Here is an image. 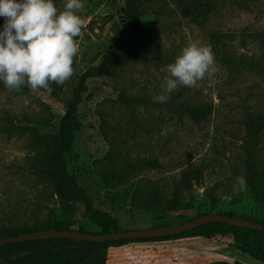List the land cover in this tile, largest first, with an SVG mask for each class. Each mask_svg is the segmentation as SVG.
Segmentation results:
<instances>
[{
	"label": "rangeland",
	"instance_id": "rangeland-1",
	"mask_svg": "<svg viewBox=\"0 0 264 264\" xmlns=\"http://www.w3.org/2000/svg\"><path fill=\"white\" fill-rule=\"evenodd\" d=\"M197 1L201 0L193 2L192 10ZM208 1L214 6L207 20L198 25L183 10L185 0H140V20L151 27L144 46L150 58L126 60L86 80L77 110L81 127L65 154L66 163L88 191L93 205L115 217L118 230L185 221L208 209L210 198L203 189L210 187L216 197L215 213L264 217V205L239 179L243 170L242 138L247 132L245 115L264 116V0ZM54 3L62 8L64 0ZM123 3L84 0L79 12L82 34L76 38L78 54L71 77L77 69L83 71L85 63L93 64L100 58L121 33L126 23ZM212 34L224 42L229 61L214 48ZM191 41L212 46L216 67L213 82L206 78L195 87L178 86L167 102H154L153 96L167 74L166 65ZM50 87L59 95L33 90L27 83L19 90H9L0 82V225L20 229L58 220L73 229L102 232L95 219L77 203L63 201L53 182L34 171L33 162L48 161L52 136L65 109L67 86L60 90L52 82ZM179 102L210 103L211 113L207 119L194 122L175 110ZM19 127L34 128L42 137L33 138L28 129ZM258 139V146H264V127L258 131ZM261 153L263 156L264 148ZM141 157L155 158L159 166L144 169L134 177L124 175L123 162ZM189 166L202 171L200 185L192 186L193 206L176 211L155 207V199L167 196L179 172ZM138 178L142 179L141 189L134 191L131 183ZM183 198L188 200L189 196ZM162 241L182 244L169 246L172 252L167 245L163 248L159 244L153 246L156 251L148 253L124 248L112 252L108 248L105 264H130L150 257L162 258V264L215 260L263 264L231 246L237 244L229 233ZM30 247L18 246V253L6 264H22L29 258Z\"/></svg>",
	"mask_w": 264,
	"mask_h": 264
},
{
	"label": "trees",
	"instance_id": "trees-1",
	"mask_svg": "<svg viewBox=\"0 0 264 264\" xmlns=\"http://www.w3.org/2000/svg\"><path fill=\"white\" fill-rule=\"evenodd\" d=\"M196 0H185L182 7L190 19L198 25H202L208 18L209 12L213 8V4L208 0L197 1L194 6L195 10L191 9L193 2ZM123 16L126 20L127 30L132 35V38L123 37L112 48V50L100 60L97 65L90 64L76 78L70 92L69 98L65 95V109L61 115L57 130L52 136V146L49 148L48 161L33 162L34 171L39 176L48 177L54 184L56 193L63 201L74 202L81 210L96 220L98 227L102 232H116L117 221L115 217L108 212L98 209L93 205L91 197L86 188L78 181L76 176L72 174L66 163L65 154L72 147L75 137V132L81 127V121L77 116L78 105L82 101V95L86 91V80L89 77H99L112 65L120 64L126 60H147L151 53L144 46L150 39L151 27H146L140 20V15L143 13L140 6V0H124L122 7ZM3 24V18H0V25ZM116 39V38H115ZM214 48L222 55L224 60L229 61L225 52L224 42L216 35H211ZM96 61V60H95ZM76 65V59L73 60V68ZM72 79V77H71ZM70 79V80H71ZM70 80H66L63 84H57V87L62 90L64 86H68ZM52 94L59 95L51 87ZM66 94V93H65ZM139 101V99H135ZM175 110L180 114L186 115L194 122L205 120L211 113V104H191L189 102H179L176 104ZM247 112V111H245ZM244 112V113H245ZM244 123L247 130L246 135L242 138V164L243 170L240 178H243L245 186L250 188L257 201L264 205V153L261 151L264 146H258V131L264 127V116L247 113ZM20 129H28V132L33 138L40 139L36 129L29 127H19ZM159 163L155 158H135L124 161L121 165V170L126 176H137V173L144 169L158 167ZM202 171L197 166H189L181 170L178 177L173 181V187L167 196H161L160 199H155V207H165L168 210L176 211L179 208L192 207L194 198L193 185H200ZM141 180H132L131 187L134 191L141 189ZM204 194L210 198L208 209L199 211L187 220L200 215L215 213L213 210L216 206V197L213 195V187L203 189ZM135 194V192H134ZM189 196L188 200L183 198L184 195ZM146 200H149L147 197ZM147 202V201H146ZM150 204V203H149ZM222 213V212H217ZM229 216H238L251 219L260 223H264L262 219L241 216L233 213H222ZM186 221V220H185ZM54 224H48L46 221H41L31 228L13 229L7 226L0 225V238L21 233H29L32 231L43 229H73L68 223L54 221ZM180 221L178 223H182ZM177 224V223H176ZM168 226L157 223L154 226ZM79 230V229H78ZM84 231L85 230H79ZM98 232V233H102ZM96 233V232H94ZM229 233L237 245H231L238 249L242 254H249L261 260L264 264V231L254 230L235 225H229L224 222H207L192 229L180 232L178 234L161 236V237H137L132 239H119L111 241H85L79 239H70L64 237H48L43 239H30L13 243H5L0 245V264H6L11 261L13 255L18 253V246L28 245L29 258L23 260L22 264H105V255L110 246L123 244L131 241H160L177 238L188 237H204L208 238L213 235H224ZM245 262V261H244ZM200 264H245L240 261L229 263L226 261H210Z\"/></svg>",
	"mask_w": 264,
	"mask_h": 264
},
{
	"label": "clouds",
	"instance_id": "clouds-1",
	"mask_svg": "<svg viewBox=\"0 0 264 264\" xmlns=\"http://www.w3.org/2000/svg\"><path fill=\"white\" fill-rule=\"evenodd\" d=\"M83 7L84 0H64L62 8L54 0H0V82L9 90L27 83L33 90L51 91L52 82L68 80L78 54ZM215 72L212 46L191 41L166 65L153 100L165 103L178 86L195 87L206 78L211 84Z\"/></svg>",
	"mask_w": 264,
	"mask_h": 264
},
{
	"label": "water",
	"instance_id": "water-1",
	"mask_svg": "<svg viewBox=\"0 0 264 264\" xmlns=\"http://www.w3.org/2000/svg\"><path fill=\"white\" fill-rule=\"evenodd\" d=\"M123 37L132 38V35L127 30V25L125 22L122 27L121 33L116 37V39H114L111 43L107 45V48L105 49L104 53L100 56V58H98L94 62V65H97L100 62V60L104 58ZM89 66H90L89 63H85L83 65V69H86ZM81 72L82 71L80 69H77L76 73L70 80L65 94L67 98H69L71 88L76 78L81 74ZM211 221L224 222L229 225H235L237 227L264 231V223H260L244 217L229 216L222 213H209V214L197 216L190 220H186L182 223H177L174 225L135 228L128 230H119L116 232L94 233V232H84V231L72 230V229H43V230L32 231L29 233H21L17 235L2 237L0 238V245L5 243L30 240V239H43L48 237H64V238L79 239L85 241H111V240H119V239H132L137 237H161V236L178 234L180 232L192 229L194 227L200 226L201 224Z\"/></svg>",
	"mask_w": 264,
	"mask_h": 264
},
{
	"label": "crops",
	"instance_id": "crops-1",
	"mask_svg": "<svg viewBox=\"0 0 264 264\" xmlns=\"http://www.w3.org/2000/svg\"><path fill=\"white\" fill-rule=\"evenodd\" d=\"M188 238H191V237H188ZM182 239H185V238H177V239H175V240H177L176 242H179V241H181ZM170 240H174V239H170ZM144 242H150V243H152L153 245H152V247H149V246H146V245H142V244H140V242H138V241H136V242H133V243H130V242H126V243H123V244H119V245H114V246H110L109 247V249H111V251L113 252V251H118V250H120L121 248H124V249H126V250H132L133 252L135 251V250H140V251H146L147 253L148 252H150V251H156L155 250V247L157 246V245H154V244H159L160 246H162L163 248H164V245H167L166 246V249H168L169 250V252H172V250H171V247H169V246H180L182 243H177V244H172L171 242H167V243H165L164 241H162V240H160V241H144ZM131 244H133V245H131ZM138 244V245H137ZM139 245H141V246H139ZM132 246H134V247H132ZM153 246H155V247H153ZM108 249V250H109ZM179 253H180V251H179ZM149 255H152V254H146V256H149ZM179 258V257H178ZM160 260H162V258L161 259H159V258H155V257H150V259H143V260H137V261H131V263L130 264H162V261H160ZM180 260L182 261L183 259H181L180 258ZM178 263V262H177ZM200 264V263H199Z\"/></svg>",
	"mask_w": 264,
	"mask_h": 264
}]
</instances>
